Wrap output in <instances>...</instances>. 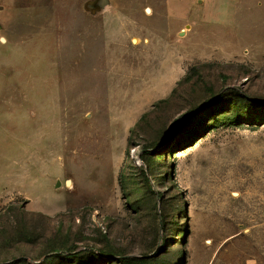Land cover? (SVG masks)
<instances>
[{"label":"rangeland","instance_id":"obj_1","mask_svg":"<svg viewBox=\"0 0 264 264\" xmlns=\"http://www.w3.org/2000/svg\"><path fill=\"white\" fill-rule=\"evenodd\" d=\"M223 2L93 97L56 82L87 31L5 45L0 14V264H264V0Z\"/></svg>","mask_w":264,"mask_h":264},{"label":"crops","instance_id":"obj_2","mask_svg":"<svg viewBox=\"0 0 264 264\" xmlns=\"http://www.w3.org/2000/svg\"><path fill=\"white\" fill-rule=\"evenodd\" d=\"M204 1L0 0V14H4V44L7 45L12 39L25 45V41L34 35L42 37L43 34L52 33V45L64 52H70L74 47L75 34L87 31V37L93 41V60L99 64L93 65L85 72H57L56 82L69 87V82H73L79 85L77 89L84 92L86 97H93L92 92L98 96L102 80L113 77V71L125 68L128 63L139 65L138 63L143 61V55L155 62L159 61L161 56H166V62H161L164 66L169 61V40L172 36L171 33L167 35L166 30L162 28L165 20L163 15L169 18V22H179L182 25L193 23L195 19L198 22L204 11V5L201 4ZM228 4L229 0H224V9L220 7V13L216 14L217 21H231ZM141 21L146 22V25ZM104 51L107 52L104 56L108 60L106 64H101ZM59 59L61 62L66 60L62 56ZM161 80L169 82V76H163ZM148 85L150 84H144L141 88L144 97L151 93ZM162 90L164 91L162 86L154 88L152 94ZM145 113L147 112L143 114Z\"/></svg>","mask_w":264,"mask_h":264},{"label":"trees","instance_id":"obj_3","mask_svg":"<svg viewBox=\"0 0 264 264\" xmlns=\"http://www.w3.org/2000/svg\"><path fill=\"white\" fill-rule=\"evenodd\" d=\"M163 101H165V100L160 101V103L163 102ZM146 115H147V113H145V114H143L141 116V118L139 119V121H138L137 125L135 126V128H137L141 124V122L146 118ZM125 262L128 264V261H125Z\"/></svg>","mask_w":264,"mask_h":264},{"label":"water","instance_id":"obj_4","mask_svg":"<svg viewBox=\"0 0 264 264\" xmlns=\"http://www.w3.org/2000/svg\"><path fill=\"white\" fill-rule=\"evenodd\" d=\"M66 185H68V183H66Z\"/></svg>","mask_w":264,"mask_h":264}]
</instances>
